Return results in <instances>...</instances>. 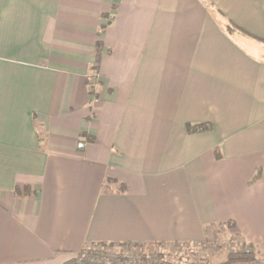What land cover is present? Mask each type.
I'll list each match as a JSON object with an SVG mask.
<instances>
[{"label":"crops","instance_id":"0c3cea01","mask_svg":"<svg viewBox=\"0 0 264 264\" xmlns=\"http://www.w3.org/2000/svg\"><path fill=\"white\" fill-rule=\"evenodd\" d=\"M227 223L264 254V0H0V264Z\"/></svg>","mask_w":264,"mask_h":264},{"label":"rangeland","instance_id":"374dc122","mask_svg":"<svg viewBox=\"0 0 264 264\" xmlns=\"http://www.w3.org/2000/svg\"><path fill=\"white\" fill-rule=\"evenodd\" d=\"M242 243L236 231L229 225H218L208 231L204 242L200 244H179V245H98L88 247L90 252L97 257L104 256L109 260H118L125 257L128 261L147 256L151 259L161 255L165 260L190 264H220L224 262L226 255ZM120 263V262H119ZM118 263V264H119Z\"/></svg>","mask_w":264,"mask_h":264},{"label":"trees","instance_id":"16d2710c","mask_svg":"<svg viewBox=\"0 0 264 264\" xmlns=\"http://www.w3.org/2000/svg\"><path fill=\"white\" fill-rule=\"evenodd\" d=\"M206 130H209L208 125H188L186 127L187 133H201ZM25 190L27 191V189ZM226 225H229L233 229L235 228L233 223H227ZM94 246L98 245H92V247ZM118 260L119 261H117V263H114V261L109 260L104 256L97 257L95 253L90 252V249L86 248L76 253L64 264H118L119 262V264H182L165 260V258L161 255H158L157 257H154L152 259L147 256H141V258L132 259L130 261H128V259L125 257H119ZM190 264L205 263L191 262ZM220 264H264V254H261L253 244L242 242L237 247V249L230 251L226 255L224 262Z\"/></svg>","mask_w":264,"mask_h":264},{"label":"built area","instance_id":"2783aa9c","mask_svg":"<svg viewBox=\"0 0 264 264\" xmlns=\"http://www.w3.org/2000/svg\"><path fill=\"white\" fill-rule=\"evenodd\" d=\"M83 147H84V144H83L82 142H80V143L77 144V148H78V149H81V148H83Z\"/></svg>","mask_w":264,"mask_h":264}]
</instances>
